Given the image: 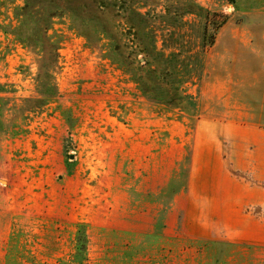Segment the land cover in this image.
Returning a JSON list of instances; mask_svg holds the SVG:
<instances>
[{"label":"rangeland","instance_id":"obj_1","mask_svg":"<svg viewBox=\"0 0 264 264\" xmlns=\"http://www.w3.org/2000/svg\"><path fill=\"white\" fill-rule=\"evenodd\" d=\"M262 12L264 0H0V264H264V247L164 232L187 162L167 186L157 148L163 115L193 125L229 30ZM43 82L58 93L45 103Z\"/></svg>","mask_w":264,"mask_h":264},{"label":"crops","instance_id":"obj_2","mask_svg":"<svg viewBox=\"0 0 264 264\" xmlns=\"http://www.w3.org/2000/svg\"><path fill=\"white\" fill-rule=\"evenodd\" d=\"M257 17L259 27L248 21L229 30L219 50L224 60L214 54L193 125L163 115L167 136L157 148L168 161L167 186L187 162L185 183L167 206L165 233L264 247V12ZM146 154L133 162L148 164Z\"/></svg>","mask_w":264,"mask_h":264},{"label":"trees","instance_id":"obj_3","mask_svg":"<svg viewBox=\"0 0 264 264\" xmlns=\"http://www.w3.org/2000/svg\"><path fill=\"white\" fill-rule=\"evenodd\" d=\"M138 14H140V16L142 15L141 13H138ZM83 26H85V28L87 29V24H84ZM77 28H79V27H77ZM85 36L87 37L88 35H85ZM213 39H214V37L212 38L211 44L214 42ZM137 82L140 84L139 80ZM48 86L49 85H47L46 82H43V88H44L43 90H45V91L41 92L40 96L42 97V100H44V101H42L44 103L46 100H49V98H55L56 95L58 94L57 90H55V89H54V91L51 92V90L48 89ZM142 91L145 94L147 93V91L144 89H142ZM41 104H43V103H41ZM0 125H1V121H0ZM85 227L86 226L84 224H82V223L79 224V229L77 231L76 239H75V241H76V243H75L76 252L74 253L73 258H74V261L78 262V263H82L86 258L88 236H87Z\"/></svg>","mask_w":264,"mask_h":264}]
</instances>
